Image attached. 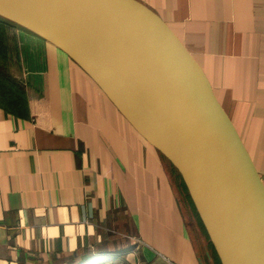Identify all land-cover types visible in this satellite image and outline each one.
I'll return each instance as SVG.
<instances>
[{
  "label": "crops",
  "instance_id": "crops-1",
  "mask_svg": "<svg viewBox=\"0 0 264 264\" xmlns=\"http://www.w3.org/2000/svg\"><path fill=\"white\" fill-rule=\"evenodd\" d=\"M139 1L201 67L264 186V0ZM0 31L27 90L22 109L0 102V264H202L173 163L69 53Z\"/></svg>",
  "mask_w": 264,
  "mask_h": 264
},
{
  "label": "water",
  "instance_id": "water-1",
  "mask_svg": "<svg viewBox=\"0 0 264 264\" xmlns=\"http://www.w3.org/2000/svg\"><path fill=\"white\" fill-rule=\"evenodd\" d=\"M0 16L69 53L131 115L180 172L221 264H264L262 180L201 67L153 9L0 0Z\"/></svg>",
  "mask_w": 264,
  "mask_h": 264
},
{
  "label": "trees",
  "instance_id": "trees-1",
  "mask_svg": "<svg viewBox=\"0 0 264 264\" xmlns=\"http://www.w3.org/2000/svg\"><path fill=\"white\" fill-rule=\"evenodd\" d=\"M8 26V27H20V28H24L26 30H28L29 32H31L32 34L38 35L37 33L31 31L30 29L12 21L9 20L5 17L0 16V26ZM5 34L3 32L0 31V62L2 64H6L10 65L11 62H18L19 58H20V52H19V48L18 45H14V55L12 53V49H13V45H6L5 42ZM39 36V35H38ZM0 92L4 93V95L7 97L9 102H5V101H1L3 104L9 106L11 109H13L14 111H17V109H22L23 107L21 105H23V101L27 98V93L25 90V87L19 83V82H14L12 81L9 77H7L6 75H4L3 73H0ZM21 104V105H20ZM180 190L181 193L183 195V200L186 203H189V206L194 214V218L193 223L195 226V228H197L198 226V230H200L199 232L204 233L207 241H208V245L210 248H212V250L215 253V258H216V262L214 261V264H221V261L219 259V256L215 250V247L213 245V243L210 240V237L201 221V218L197 212V209L195 207V204L191 198V195L188 191V188L185 184L184 181H182V184L180 185ZM185 203V204H186ZM193 218V217H192Z\"/></svg>",
  "mask_w": 264,
  "mask_h": 264
},
{
  "label": "rangeland",
  "instance_id": "rangeland-1",
  "mask_svg": "<svg viewBox=\"0 0 264 264\" xmlns=\"http://www.w3.org/2000/svg\"><path fill=\"white\" fill-rule=\"evenodd\" d=\"M1 66H0V73H3L4 75H8L9 73L7 72V71H9V67H8V65L6 66V64L4 65V64H0ZM12 72V71H11ZM17 73H18V71H16ZM17 81H19V79H17ZM16 81V82H17ZM26 90V89H25ZM26 92H27V90H26ZM186 203V202H185ZM186 207H187V209H188V217L190 218V220H191V222H192V227H193V233H195V237L197 236V238L198 239H196L195 238V240H196V242H197V245L199 246V250H200V253H201V257H202V259H203V261L205 260V259H209L208 258V256H207V252L205 251L208 247H209V245H208V241H207V239H206V237H205V235H204V233H201V232H199L200 230H198V227L197 228H195V226L196 225H194V223H193V220L192 219H195L194 218V214H193V212H192V210H191V208H190V206H189V203H186ZM193 217V218H192ZM200 243L202 244V246L203 245H205V249H203V250H201L202 249V247H201V245H200ZM206 261V260H205ZM205 261H204V263H205ZM207 262V261H206ZM206 264V263H205ZM208 264H214L212 261H210L209 260V263Z\"/></svg>",
  "mask_w": 264,
  "mask_h": 264
},
{
  "label": "flooded vegetation",
  "instance_id": "flooded-vegetation-1",
  "mask_svg": "<svg viewBox=\"0 0 264 264\" xmlns=\"http://www.w3.org/2000/svg\"><path fill=\"white\" fill-rule=\"evenodd\" d=\"M197 239H198V238H197ZM200 245H201V247H202L201 250L205 249V245L202 246L201 243H200ZM205 251H206V252H209L210 255H211L212 261H213V262H214V261L216 262L215 253H214V251L212 250V248L208 247ZM206 254H207V253H206ZM205 260H206L207 262H206ZM205 260H204L205 263L208 264V263H209V259H205ZM204 261H203V262H204ZM205 263H204V264H205Z\"/></svg>",
  "mask_w": 264,
  "mask_h": 264
}]
</instances>
